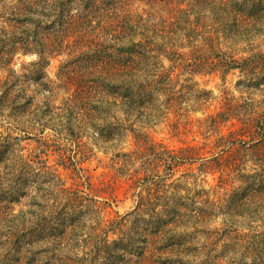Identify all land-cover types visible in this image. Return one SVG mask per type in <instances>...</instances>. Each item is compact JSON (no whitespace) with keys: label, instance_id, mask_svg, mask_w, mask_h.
I'll use <instances>...</instances> for the list:
<instances>
[{"label":"trees","instance_id":"1","mask_svg":"<svg viewBox=\"0 0 264 264\" xmlns=\"http://www.w3.org/2000/svg\"><path fill=\"white\" fill-rule=\"evenodd\" d=\"M122 2L18 0L14 4L12 0H0V128L4 119H10L13 123L8 131L12 129L17 134L13 137L10 132L0 137V165L10 160L7 154L14 148L13 171L10 172V164L5 175L0 168V184L14 183V192L1 189L0 202L8 193L11 202H20L22 198L30 201L28 211L14 214V231L6 232L4 243L14 242L21 249L19 258L23 256L25 261L22 264H35L36 257L47 264L53 260L63 264H264V232H261L264 230V112H239V107L232 104L201 122L208 133L213 131L221 136L215 144L219 153L203 165L205 171L225 167L242 171L250 160L259 167L253 168V174L244 176L248 185L240 194L235 192L220 203L207 200V209L189 205L182 198L169 202L162 190L178 166L196 161V147L182 148L179 153L159 152L146 131L137 129L131 120H123L128 124L126 129L116 125L118 136L107 120V114L118 106L128 116L157 124L170 113L184 116L190 108L197 110L208 102L207 95L197 93L192 104L187 98L194 92L192 87H185L187 91L177 90L180 77L176 70L161 66L163 56L175 64H187L193 68L189 70L192 75L214 74L220 70L227 75L239 70L249 78L248 88H261L264 85V0H161L172 5L175 12L168 18H145L125 7L122 10ZM223 40L240 45L241 53L248 56L238 57L230 47L224 50ZM184 50L188 52L180 53ZM66 51L70 59L59 69L64 81L54 88L44 69L57 54ZM21 54L38 56L33 71L16 72L12 64ZM256 76L257 83L253 80ZM54 89L67 90L70 96L58 105ZM230 122L236 128L222 134V126ZM125 130L133 132L139 149H146L135 158L141 162L139 170L149 171L154 167L151 174L136 181L144 184L148 193L140 194L136 210L148 218L136 219L131 230H122L120 238L113 241H110V232L115 228L90 225L93 237L86 243L81 235L86 223L82 217L89 211L99 215L101 211L95 208V203H89V198L79 194V190L66 188L61 177L51 172L40 156L33 160L37 167L27 162L18 141L22 136L43 138L53 133L58 139L77 146L84 139L95 137L111 145L125 136ZM247 156L249 160L244 159ZM160 162L166 165L165 175L159 174ZM8 177L14 178V182H5ZM148 181L154 182L155 187L151 188ZM55 185L53 193H64L66 202L71 203L64 213L67 209L71 211L61 221L58 231L50 226V215L41 200L45 190L50 192ZM79 202L86 208L76 210ZM227 205L241 212L240 216L249 211V217L257 219L260 225L255 229L243 226L242 232L235 229L238 226L231 220L224 219V232L217 226L206 227L214 211L223 210ZM236 214L232 210L228 215ZM124 221L125 217L119 225ZM3 225L5 219L0 216V227ZM225 226L231 228L225 231ZM196 232L206 238L201 246L191 240ZM222 235L232 243L215 254ZM79 241L85 244L82 255L72 252ZM37 246L39 249L34 252ZM201 252L204 258H200Z\"/></svg>","mask_w":264,"mask_h":264},{"label":"rangeland","instance_id":"2","mask_svg":"<svg viewBox=\"0 0 264 264\" xmlns=\"http://www.w3.org/2000/svg\"><path fill=\"white\" fill-rule=\"evenodd\" d=\"M12 1L15 4L18 0ZM160 1L123 0L120 7L122 10L125 7L132 13L142 14L145 18L149 16L168 18L174 15L175 12L172 9V5ZM0 24H2L1 17ZM222 47L224 50L230 47L229 49L237 53L238 57L243 55L248 56L247 53H241L242 47L240 45L231 44L227 40L222 41ZM68 52L57 54L51 60L49 66L44 69L48 80L52 82L51 86L54 88H57L58 84L60 85L64 81V78L59 74V69L70 59ZM186 52L188 50L180 51V53ZM36 60H38L36 54H21L15 57L12 66L17 73L24 74L27 71L31 72L34 70L33 63ZM160 62L161 66L165 69L171 68L176 70V75L180 77L177 90L187 91L185 87L193 88L194 92H190L187 95V98L191 100L192 104L195 102V95L197 93L207 95L209 98L208 102L202 108L197 107V110H191L190 108V112L184 116H177L175 113H170L167 119L157 124L141 122L135 115L128 116L123 109L115 106L110 114H107V120H110V125L112 124L111 129L118 136L116 125L120 128L123 126L126 129L128 124L123 120L128 119L132 121V125L137 129L146 131L148 136L156 143V150L159 152L179 153L182 148L189 146L196 147L198 149L196 161L180 165L175 169L173 175L166 180V186L162 188L164 196L169 202L177 198H182L187 204H195L196 208L200 209L208 208L205 205L207 200L216 203L225 202L235 192L240 194L243 189L247 188L248 183L244 176L253 174L255 171L253 168L258 169L259 167H255L254 163L250 160L243 165L242 171L234 170L232 167H225L223 170L214 168L205 171L203 165L208 162V159H211L219 153L220 149H216L215 144L221 136L213 131L208 133L206 128L201 127V122L208 115L224 111L228 105L232 104L236 108L239 107V112L252 113L254 110L264 112V85L256 89L248 88L247 85L250 84V81H248L249 78L239 70H234L227 75L223 74L221 70L214 74L192 75L189 70L193 68L188 67L187 64H175L164 56L160 58ZM253 80L257 83L258 77H254ZM244 82H246L245 85ZM54 92L58 105L62 104L63 100L70 96V92L64 89L60 91L54 89ZM243 107H245L244 110L242 109ZM234 121L238 127L241 126L236 119ZM233 122H230L227 126H222V134H229L231 130L236 128L232 126ZM12 123L13 121L10 119L3 120V125L0 128V137L8 135L10 132H12L13 137L17 136V134L11 131L12 129L8 131V127L10 125L11 128ZM124 133L125 136L120 141L111 143L114 148L110 144L105 143L101 137L84 139L82 145L77 146L70 141L66 142V140L58 139L53 133L46 134L43 138L28 139L22 136L21 140L18 141L24 148L22 154H24L27 162L37 167L33 160H37V156H40V160L47 162V165L50 167L49 170L61 177L66 188H72L76 191L79 190V194L89 198V203H95V208L101 211L99 215V213L97 214L93 211L88 212V209H85V212L88 213L82 217L86 223L81 230V235L87 240L86 243L91 242L90 239L93 237V231L90 225L96 226L101 224V228L106 227L108 230L115 228V231L111 230L110 232V241H113L120 238L122 230H131L136 219L141 216L148 218V216L142 215L141 211L136 210L140 194L142 196L148 194L145 189L146 186L142 183L136 184V181H139L140 177L145 178L151 174L154 167L150 168L149 171L139 170L141 169V162L135 158L141 156L146 149H139L137 147L133 132L125 130ZM245 138L246 140H250L249 137ZM41 141L47 144L42 145ZM116 144L118 145L116 146ZM11 150L7 154L10 160H7L6 164L1 163L0 165L4 175L8 170L7 164L12 166L10 172L14 169V148ZM132 157L134 159L130 160ZM151 159H155V157ZM244 159L249 160L250 157L247 156ZM160 164L162 166L159 174L165 175L168 173L165 170L166 165L164 162H160ZM81 168L84 170H81ZM8 178L5 182L10 180L14 182V178ZM147 183H149L151 188L155 187L154 182L148 181ZM44 187L48 188L50 185H45ZM55 187L56 185L50 188V192L45 190V193L41 195L44 196L41 200L45 204L46 212L50 215V226L52 228L55 227L58 231L61 221L67 218V212L71 211L67 209L66 214L64 213L66 208L71 206V203L66 202L65 198L67 196L64 193H53ZM1 189H4L6 192H14V183L11 186L2 183L0 184ZM32 193L35 192L33 191ZM38 194L40 195L41 193ZM9 200L8 193L5 197H2L0 202V216L5 219V225L0 227V232H2L0 235L2 242V245H0V264H22L25 261L22 260L24 259L23 256L19 258V254L22 253L21 249L15 246L14 242L12 244L4 242L7 241L6 232L9 230L14 231V214L28 211L30 201L28 198H22L20 202H11ZM86 203L85 205H88V201ZM76 204L78 206L75 208L76 210L86 208L82 207L80 202ZM209 210L211 209L209 208ZM232 210L237 214L230 217L228 214L232 213ZM54 211L56 212L55 214H53ZM240 213L234 210L233 206L227 205L223 210L214 211V217L206 227L215 228L217 226L222 229L224 227V219L231 220L232 223L238 226L235 229L242 232L244 230L243 226L250 225L255 229L260 225L257 219L249 217V214H247L249 211L243 213L242 216L239 215ZM123 217H125V221L122 225H119ZM254 220L255 222L253 223ZM75 221H79V218H76ZM112 223L113 227L111 226ZM229 228L231 227L225 226V231ZM221 232H224V230L222 229ZM261 232H264V230H261ZM224 236L222 235L221 243L215 249V254L220 252L226 244L232 243V240ZM191 240L197 246H201L206 242L204 234L197 232ZM84 246L85 244L79 241L72 252L82 255L85 250ZM38 249V246L35 247L34 252ZM199 256L200 258H204L203 252ZM34 260H36L35 264H47L39 262L38 257ZM51 264H63V262L53 260Z\"/></svg>","mask_w":264,"mask_h":264}]
</instances>
